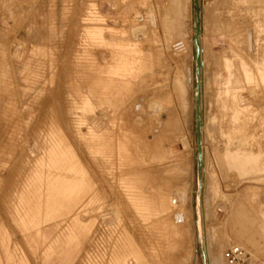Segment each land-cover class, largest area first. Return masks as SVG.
<instances>
[{
  "label": "rangeland",
  "instance_id": "1",
  "mask_svg": "<svg viewBox=\"0 0 264 264\" xmlns=\"http://www.w3.org/2000/svg\"><path fill=\"white\" fill-rule=\"evenodd\" d=\"M64 4L0 0V264H224L238 232L264 262V179L214 156L264 150V0H198L199 75L194 0Z\"/></svg>",
  "mask_w": 264,
  "mask_h": 264
},
{
  "label": "crops",
  "instance_id": "2",
  "mask_svg": "<svg viewBox=\"0 0 264 264\" xmlns=\"http://www.w3.org/2000/svg\"><path fill=\"white\" fill-rule=\"evenodd\" d=\"M66 0H63V5L65 6L64 2ZM180 96L183 95L184 90L181 88V90H178ZM238 107L245 108V106H239ZM222 127H224V124H221ZM221 136L224 138V140H227L226 132H219ZM214 156L216 157L217 161H220L224 167L228 171H236L237 174L242 178V179H254V180H263L264 178V150L258 149L257 151H253L251 148L246 149L245 151L242 150H234L230 149L225 150L224 146L221 148V150H218L217 152L214 153ZM230 157V159H228ZM249 158L248 160H245L244 158ZM236 158V159H235ZM241 158V159H238ZM237 165V169L234 167ZM228 166H230L228 168ZM243 173H247V176L242 175ZM211 191L212 188H210ZM232 211H234L232 207ZM231 211V212H232ZM258 227L262 231L261 233L264 234V205L258 209ZM241 235V238L238 236ZM235 239L238 240L239 244H244V245H251V239L249 238L248 234L246 232H238L236 235H234ZM258 253V252H255ZM260 253V252H259ZM264 263V262H263Z\"/></svg>",
  "mask_w": 264,
  "mask_h": 264
},
{
  "label": "bare ground",
  "instance_id": "3",
  "mask_svg": "<svg viewBox=\"0 0 264 264\" xmlns=\"http://www.w3.org/2000/svg\"><path fill=\"white\" fill-rule=\"evenodd\" d=\"M151 8H152V7H151ZM149 10H151V9H149ZM152 10H153V9H152ZM152 10H151V11H152ZM151 11H150V12H151ZM151 13H153V12H151ZM165 15H166V14H165ZM149 16H150V15H148V17H147V19H148L147 21H148V23H149V27L151 28V27H153V25H154V18H149ZM144 19L146 20V18H144ZM80 20H81V19H80ZM145 20H144V22H145ZM85 25H86V24H85ZM95 26H96V25H95ZM169 26H170V28L172 29V26H173V25H172V26L169 25ZM146 28H147V27H146ZM156 31H157V30H156L155 28H153V30L150 29V32H151L150 34H151V36H152L154 42H156V39H157L156 37H158ZM143 33L146 34L145 29H143L142 34H143ZM134 34H135V33H134ZM97 37H98V36H97ZM144 37H145V36H144ZM146 39H147V37H146ZM148 39H149V38H148ZM200 49H201V47H200ZM145 54H146V52H145ZM242 59H243V58H242ZM140 60H141V59H140ZM200 60H201V58H200ZM243 60H244V59H243ZM244 62L246 63L245 60H244ZM250 66H251V65H250ZM251 68H252V67H251ZM115 76H116V75H115ZM1 77H2V76H1ZM118 80H119V78H118ZM111 82H112V81H111ZM120 84H121V83H120ZM120 86H121V85H120ZM120 86H118V87H120ZM105 87H106V85H105ZM105 87H104V88H105ZM118 87H117V88H118ZM109 88H110V87H109ZM111 88H112V87H111ZM111 88H110V90H111ZM112 89H114V88H112ZM115 89H116V87H115ZM110 90H108V91H110ZM116 91H117V90H116ZM110 92H111V91H110ZM105 93H106V92H105ZM116 93H117V92H116ZM118 93H119V92H118ZM110 94H111V93H110ZM112 94H113V93H112ZM112 94L109 95V98H110V96H112ZM106 95H107V94H106ZM115 95H116V94H115ZM115 95H114V96H115ZM107 96H108V95H107ZM109 98H108V99H109ZM115 98H116V97H115ZM115 100H116V99H115ZM117 100H118V99H117ZM143 100H144V98H143ZM110 101H111V100H110ZM118 104H119V103H118ZM135 109H136V110H139V109H140V105L137 104L136 107H135ZM223 109H224V108H223ZM225 109H226V108H225ZM141 121H142V119H141L139 116H137V117L134 118V122H135V124H139V123H141ZM113 125H114V124H113ZM230 125H231V124H230ZM92 131H93V130H92ZM94 131L97 132V129H95ZM200 131H201V128H200ZM92 133H93V132H92ZM93 135H94V134H93ZM90 136H91V135H90ZM96 136L99 138L98 134L95 135V137H96ZM95 137H94V138H95ZM98 138H96V139L98 140ZM119 138H120V137H118V139H119ZM114 139H115V138H114ZM90 140H91V139H90ZM90 140H89V141H90ZM93 140H94V139H93ZM93 140H92V141H93ZM100 140H101V139H100ZM127 140H128V139H127ZM86 141H88V136H87V140H86ZM86 141H85V142H86ZM98 141H99V140H98ZM98 141H96V143H97ZM101 141H102V140H101ZM201 141H202V139H201ZM94 142H95V141H94ZM112 142H113V140H112ZM118 142H119V141H118ZM120 142H121V141H120ZM124 142H125V141H124ZM86 143H87V142H86ZM98 143H99V142H98ZM98 143H97V144H98ZM113 143H114V142H113ZM113 143H112V144H113ZM89 144H90V143H89ZM56 145H57V144H56ZM93 145H94V144H93ZM119 145H120V144H119ZM60 146H61V145H59V147H60ZM114 146H115V145H114ZM114 146H113V148H114ZM57 147H58V146H57ZM59 147H58V148H59ZM126 147H127V146H126ZM53 148H55V146H54ZM64 148H65V147H64ZM66 148H67V147H66ZM89 149H90V148H89ZM126 149H127V148H126ZM201 149H202V143H201ZM51 150H53V149H51ZM92 150H93V149H92ZM120 150H121V149H120ZM48 151H49V150H48ZM59 151H60V149H59ZM62 151H63V149H62ZM69 151H70V150H69ZM69 151H68V152H69ZM84 151H85V150H84ZM52 152H53V151H52ZM66 152H67V151H66ZM47 153H48V152H47ZM49 153H50V152H49ZM54 153H55V150H54ZM54 153H53V155H52L53 159H52V157L48 156V157H50L52 160H54V155H55ZM56 153H57V156H58V152H56ZM94 153H95V150H94ZM59 154H60V153H59ZM67 154H68V153H66V157H68V155H69V154H68V155H67ZM47 155H48V154H47ZM107 155H108V154H107ZM116 155H117V154H116ZM55 156H56V155H55ZM63 157H65L64 153H63ZM74 157H75V156H74ZM50 158L48 159V164H50V163H49ZM57 159H58V157H57ZM101 159H102V158H101ZM52 160H51V161H52ZM73 160H74V159H73ZM77 160H78V159H77ZM103 160H104V159H103ZM55 161H56V164H57V160H55ZM58 161H59V160H58ZM61 161H63L62 158H61ZM65 161H66V159H65ZM65 161H64V162H65ZM69 161H70V160H69ZM69 161H68V162H69ZM107 161H108V160H107ZM52 162H53V161H52ZM52 162H51V163H52ZM101 162H102V161H101ZM59 163H60V162H59ZM59 163H58V164H59ZM65 163H66V162H65ZM65 163H64V164H65ZM74 163H75V162H74ZM69 164H70V163H69ZM46 166H48V165H46ZM65 166H66V164H65ZM71 166H72V164H71ZM75 166H76V165H75ZM49 167H50V166H49ZM59 167H61V166H59ZM66 167H67V166H66ZM66 167H65V168H66ZM47 168H48V167H47ZM54 168H55V167H54ZM67 168H68V167H67ZM71 169H72V168H71ZM48 170H49V169H48ZM51 170H52V168H51ZM68 170H69V169H68ZM74 170H75V169H74ZM77 170H79V169H77ZM57 171H58V170H57ZM52 172H53V171H52ZM61 172H63L62 169H61ZM65 172H66V171H65ZM68 172H69V171H68ZM72 172H73V171H72ZM47 173H49V171H48ZM47 173H45V174H47ZM70 173H71V171H70ZM73 173H74V172H73ZM40 174H41V173H40ZM56 174H57V172H56ZM56 174H54V175L58 177L59 175H56ZM38 175H39V173H38ZM41 175H42V174H41ZM50 175H51V174H49V176H50ZM73 175H75V174H73ZM32 176H33V175H32ZM43 176H44V175H43ZM47 176H48V175H47ZM62 176H63V175H62ZM69 176H70V175H69V173H68L67 178H68ZM36 177H37V176H36ZM39 177H40V176H39ZM57 177H55V178H57ZM59 177H60V176H59ZM111 177H112V176H111ZM67 178H66V180H67ZM24 179H25V178H24ZM24 179H23V180H24ZM52 179H53V176L50 178V180H51L52 183L55 182L54 180L52 181ZM58 179H59V178H58ZM30 180L32 181V179H30ZM33 180H34V178H33ZM48 180H49V179H48ZM56 180H57V179H56ZM60 180H61V179H60ZM63 180H64V178H63ZM73 181H74V180H73ZM34 182H35V181H34ZM36 182H37V181H36ZM62 182H63V181H62ZM68 182H70V181H68ZM76 182H77V181H76ZM31 183H32V182H31ZM48 183H50V182L48 181ZM56 184H57V183H56ZM58 184H60V183H58ZM62 184H63V183H62ZM51 185H52V184H51ZM74 185H75V184H74ZM25 186H26V185H25ZM25 186H24V187H25ZM44 186H45V185H44ZM55 186H56V185H55ZM63 186L65 187V185H63ZM28 187H29V186H28ZM33 188H34V187H33ZM37 188H38V187H37ZM68 188H69V187H68ZM76 188H77V187H76ZM149 188H150V187H149ZM149 188H148V190H149ZM69 189H70V188H69ZM74 189H75V188H74ZM74 189H73V190H74ZM20 190H21V189H20ZM22 190H23V189H22ZM24 190H25V189H24ZM29 190H30V189H29ZM29 190H28V191H29ZM32 190H33V189H32ZM37 190H38V189H37ZM55 190H56V188H55ZM60 190H61V189H60ZM60 190H59V191H60ZM67 190H68V189H67ZM25 191H26V190H25ZM33 191H34V190H33ZM59 191H58V192H59ZM62 191H63V190H62ZM65 191H66V190H65ZM58 192H57V193H58ZM63 192H64V191H63ZM63 192H62V193H63ZM66 192H67V191H66ZM26 193H27V192H26ZM59 193H60V195L62 194L61 192H59ZM75 193H76V192H75ZM87 193H88V192H87ZM98 193H99V192H98ZM117 193H118V192H117ZM21 194H22V193H21ZM33 194H34V192H33ZM37 194H38V193H37ZM64 194H65V193H64ZM67 194H68V193H67ZM77 194H78V193H77ZM95 194H96V193H95ZM19 195H20V194H19ZM24 195H25V194H24ZM28 195H29V194H28ZM30 195H31V194H30ZM30 195H29V196H30ZM34 195H35V194H34ZM34 195H33V196H34ZM52 195H53V193H52ZM52 195H51V196H52ZM55 195H56V194H55ZM26 196H27V195H26ZM164 196H165V195H164ZM30 197H31V196H30ZM57 197H59V195H58ZM172 197H173V203H174V204H183V203L185 202V199H186V191H185V189H181V190H178V191L175 190V192L173 193V196H172ZM16 198H17V197H16ZM26 198H27V197H26ZM26 198H25V199H26ZM28 198H29V197H28ZM50 198H51V197H50ZM65 199H66V198H64V200H65ZM21 200H22V199H21ZM78 200H79V199H78ZM78 200H77V202H78ZM133 200H134V199H133ZM161 200L164 201L165 199H164V200L161 199ZM29 201H30V200H29ZM44 201H45V200H44ZM44 201H43V202H44ZM88 201H89V200H88ZM165 201H166V200H165ZM35 202H36V201H35ZM35 202H34V203H35ZM41 202H42V201H41ZM66 202H67V201H66ZM87 203H88V202H87ZM92 203H93V202H92ZM96 203H97V202H96ZM134 203H135V201H134ZM162 203H163V202H162ZM36 204H37V203H36ZM38 204H40V203H38ZM66 204H67V203H66ZM114 204H115V203H114ZM24 205H25V204H24ZM85 205H86V204H85ZM88 205H89V204H88ZM162 205H163V204H162ZM32 206H33V205H32ZM74 206H75V208H76V205H74ZM160 206H161V205H160ZM25 207H26V206H25ZM50 207H51V206H50ZM111 207H112V206H111ZM14 208H15V207H14ZM22 208H23V206H22ZM27 208H28V207H27ZM30 208H31V206H30ZM69 208H70V207H69ZM69 208H67V209H69ZM71 208H72V207H71ZM75 208H74V209H75ZM80 208H81V206H80ZM139 208H140V207H139ZM163 208H164V207H163ZM19 209H20V208H19ZM114 209H116V208H114ZM126 209H127V208H126ZM13 210H14V209H13ZM27 210H28V209H27ZM31 210H32V209H31ZM59 210H60V209H59ZM77 210H78V209H77ZM170 210H172V209H170ZM170 210H169V211H170ZM21 211H22V210H21ZM24 211H25V208H24ZM24 211H23V212H24ZM40 211H42V210H40ZM44 211H45V210H44ZM44 211H43V212H44ZM73 211H74V210H73ZM118 211H119V210H118ZM162 211H163V210H162ZM28 212H29V211H28ZM33 212H34V211H33ZM116 212H117V210H116ZM14 213H15V212H14ZM19 213H20V212H19ZM53 213H54V212H53ZM59 213H60V212H59ZM113 213H115V212H113ZM119 213H120V212H119ZM28 214H31V213H28ZM34 214H35V213H34ZM34 214H33V215H34ZM46 214H47V213H46ZM66 214H67V213H66ZM102 215H103V214H102ZM113 215H114V214H113ZM118 215H119V214H118ZM165 215H166V214H165ZM173 215H174V214H173ZM14 216H16V215H14ZM18 216H19V215H18ZM24 216H25V215H24ZM60 216H61V215H60ZM21 217H22V216H20V218H21ZM63 217H64V216H63ZM84 217H85V216H84ZM110 217H112V216H110ZM114 217H115V216H114ZM35 218H36V216H35ZM163 218H164V217H163ZM24 219H25V218H23V220H22V219H21V220L24 221ZM30 219L32 220V216H31ZM33 219H34V218H33ZM40 219H41V218H40ZM43 219H44V218H43ZM158 219H159V218H158ZM158 219H157V221H158ZM41 220H42V219H41ZM47 220H48V219H47ZM64 220H65V219H64ZM75 220H76V219H75ZM111 220H112V219H111ZM113 220H114V219H113ZM113 220H112V221H109V219H108V220L105 219V220H103V221H106V222L110 223V222H113ZM37 221H38V219H37ZM77 221H78V219H77ZM119 221H120V220H119ZM135 221H136V219H135ZM174 221H175L177 224H178V223H181L182 221H184V216H183V214H182L181 211L175 213V215H174ZM25 222H27V221H25ZM30 222H31V221H30ZM32 222H34V221L32 220ZM49 222H50V220H49ZM61 222H63V221H61ZM75 222H76V221H75ZM115 222H116V221H115ZM136 222H137V221H136ZM19 223H21V222H20V219H19ZM78 223H79V222H78ZM138 223H139V222H138ZM169 223H170V222H169ZM33 224H34V223H33ZM33 224H32V225H33ZM65 224H66V223H65ZM28 225H29V224H28ZM34 225H35V224H34ZM39 225H40V224H39ZM81 225H82V224H81ZM21 226H22V225H21ZM25 226H26V224H25ZM35 226H36V225H35ZM64 226H65V225H64ZM68 226H69V225H68ZM79 226H80V225H79ZM85 226H86V225H85ZM85 226H84V228H85ZM159 226H160V225H159ZM167 226H168V225H167ZM177 226H178V225H177ZM185 226H186V225H185ZM28 227H29V226H28ZM31 227H33V226H31ZM65 227H66V226H65ZM75 227H77V228L79 229V227H78L76 224H75ZM80 227H81V226H80ZM21 228H22V227H21ZM34 228H35V227H34ZM123 228H124V227H123ZM131 228H132V227H131ZM134 228H135V227H134ZM141 228H142V227H141ZM19 229H20V228H19ZM74 229H75V228H74ZM160 229H161V228H160ZM183 229H184V228H183ZM26 230H27V229H26ZM26 230H25V231H26ZM117 230H118V229H117ZM146 230H147V229H146ZM178 230H179V227H178ZM180 230H181V229H180ZM180 230H179V231H180ZM22 231H23V230H22ZM69 231H70V230H69ZM72 231H73V230H72ZM86 231H87V230H86ZM123 231H125V230H123ZM181 231H182V230H181ZM133 232H134V231H133ZM74 233H75V232H74ZM124 233H125V232H124ZM130 233H131V232H130ZM171 234H172V233H171ZM24 235H25V234H24ZM75 235H76V234H75ZM127 235H128V234H127ZM148 235H149V234H148ZM163 235H164V234H163ZM123 236H125V234H123ZM128 236H129V235H128ZM179 236H180V235H179ZM147 237H148V236H147ZM177 238H178V237H177ZM133 239H134V238H133ZM179 239H180V238H179ZM179 239H178V240H179ZM182 240H183V239H182ZM125 241H126V239H125ZM131 241H132V240H131ZM126 242H127V241H126ZM181 242H182V241H181ZM114 243H116V242H114ZM118 243H119V242H118ZM131 243H132V242H131ZM123 244H124V243H123ZM127 244H129V243L127 242ZM157 244H158V243H157ZM111 245H112V244H111ZM130 245H131V244H130ZM132 245H133V244H132ZM235 245H238V244H235ZM117 246H118V245H117ZM117 246H116V247H117ZM122 246H124V245H122ZM125 246H126V245H125ZM134 246H136V245H134ZM182 246H184V245H183V242H182ZM138 247H140V246H138ZM122 248H123V247H122ZM114 249H115V248H114ZM129 249H130V248H129ZM131 250H132V249H131ZM115 251H116V250H115ZM123 251H124V250H123ZM127 251H128V250H127ZM113 252H114V251H113ZM116 252H117V251H116ZM131 252H132V251H131ZM121 253H122V252H121ZM134 253H135V252H134ZM114 254H115V253H114ZM118 254H119V253H118ZM129 254H131V253H129ZM132 254H133V253H132ZM132 254H131V256H132ZM136 254H137V253H136ZM128 256H129V255H128ZM134 256H135V255H134ZM101 257H102V256H101ZM120 257H121V255H120ZM124 257H125V256H124ZM134 259H135V261H137L136 258H134ZM109 260H110V259H109ZM126 260H127V259H126ZM126 260H125V261H126ZM118 261H119V260H118ZM132 261H133V264H134V263H137V262H134V260H132ZM112 262H113V261H112ZM123 262H124V261H123ZM126 262H128V261H126ZM116 263H117V262H116ZM119 263H120V262H119ZM119 263H117V264H119ZM261 263L264 264L263 262H261ZM127 264H128V263H127Z\"/></svg>",
  "mask_w": 264,
  "mask_h": 264
},
{
  "label": "water",
  "instance_id": "4",
  "mask_svg": "<svg viewBox=\"0 0 264 264\" xmlns=\"http://www.w3.org/2000/svg\"><path fill=\"white\" fill-rule=\"evenodd\" d=\"M195 5V35H194V47H195V62H196V74L199 75L200 67H201V60H200V41H199V34H200V18H199V7H198V0H194ZM198 91L199 85H196V134H197V144H198V153H197V160L198 164L202 162V149H201V121L199 117V108H198ZM201 176L200 171H198V184L201 185L200 182Z\"/></svg>",
  "mask_w": 264,
  "mask_h": 264
},
{
  "label": "built area",
  "instance_id": "5",
  "mask_svg": "<svg viewBox=\"0 0 264 264\" xmlns=\"http://www.w3.org/2000/svg\"><path fill=\"white\" fill-rule=\"evenodd\" d=\"M224 264H262L240 245H232L224 251Z\"/></svg>",
  "mask_w": 264,
  "mask_h": 264
}]
</instances>
